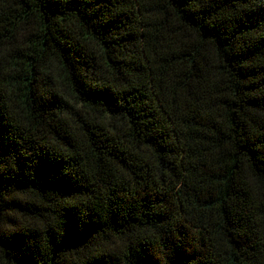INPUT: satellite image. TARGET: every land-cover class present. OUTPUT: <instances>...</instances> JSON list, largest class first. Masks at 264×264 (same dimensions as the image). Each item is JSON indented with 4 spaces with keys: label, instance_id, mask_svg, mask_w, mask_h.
<instances>
[{
    "label": "trees",
    "instance_id": "obj_1",
    "mask_svg": "<svg viewBox=\"0 0 264 264\" xmlns=\"http://www.w3.org/2000/svg\"><path fill=\"white\" fill-rule=\"evenodd\" d=\"M0 264H264V0H0Z\"/></svg>",
    "mask_w": 264,
    "mask_h": 264
}]
</instances>
